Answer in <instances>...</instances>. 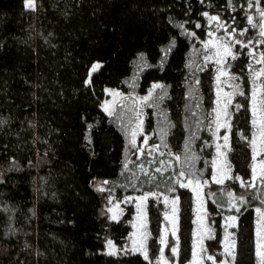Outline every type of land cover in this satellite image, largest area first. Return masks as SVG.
<instances>
[{
  "label": "trees",
  "instance_id": "16d2710c",
  "mask_svg": "<svg viewBox=\"0 0 264 264\" xmlns=\"http://www.w3.org/2000/svg\"><path fill=\"white\" fill-rule=\"evenodd\" d=\"M34 3L30 9L26 0H0V264H162L163 203L148 201L147 259L124 249L133 201L117 221L106 207L109 198L145 193L178 198L177 255L170 258L189 264L196 204L180 184L184 172L204 184L213 230L207 253L224 259V224L234 215L233 263L259 264L264 175L252 182V97L261 73L264 130V0ZM212 16L234 35L224 64L235 89L227 130L231 177L223 183L213 179L217 68L204 49L215 30ZM132 82L153 99L130 153L127 131L104 103L108 90L129 93ZM109 240L118 252H107ZM170 250L171 243L168 256Z\"/></svg>",
  "mask_w": 264,
  "mask_h": 264
},
{
  "label": "rangeland",
  "instance_id": "374dc122",
  "mask_svg": "<svg viewBox=\"0 0 264 264\" xmlns=\"http://www.w3.org/2000/svg\"><path fill=\"white\" fill-rule=\"evenodd\" d=\"M262 12H258L260 17L259 32H264V16ZM215 17V16H212ZM211 17V18H212ZM215 23V30L210 32V36L204 43L206 52L205 60L214 62L217 68L216 75V94L217 103L215 109V119L213 122L214 145L216 150V159L214 163V177L218 180L226 181L231 177V166L228 161L229 151V105L232 102L234 94V85L231 81L230 74L224 69V64L229 57L233 56V45L231 44L234 35L227 31L219 18L213 20ZM251 22L254 23L255 19L251 17ZM264 36V35H261ZM229 50L231 55L226 51ZM256 53V52H255ZM256 62L260 60L258 53L255 54ZM226 73V74H222ZM257 74V73H256ZM254 76V91L252 97V111L253 121L255 124L256 134L253 143L254 148V161H253V179L252 182L259 180L264 175V160L261 157L263 152V135L262 131V106H261V83L260 75ZM132 90L129 93H123L120 90H108V98L104 103V109L114 119H117L128 134V145L130 153L138 147V137L143 132L144 118L147 112V107L153 99L152 92L148 95H141L136 92V83L130 84ZM255 108V115H254ZM162 132L156 135L161 136ZM225 137L227 139L225 140ZM149 137L144 138L143 147L148 146ZM159 146V144L157 145ZM142 149H138L141 153ZM181 185L189 188L195 196V229H194V243L193 255L189 264H234L233 255L234 248L232 244L234 240V231L237 219L234 215H229L224 224V240H223V253L224 259L217 261L211 254L206 251V240L213 236V230L207 220L206 201L204 196V184L198 180L189 178L184 172L182 175ZM222 182V183H223ZM99 189L103 190L104 187L100 186ZM154 198L164 205V225L161 236L162 250L160 261L162 264H176L170 256L176 257L177 255V239H178V198L174 196H162L155 193H145L125 198L123 202H118L109 198L106 207L109 216L112 220H119L125 213L124 203L133 201L135 213L132 219V231L129 237V242L124 248L125 251L138 252L147 255V241H148V201ZM256 219V237L257 248L260 246V251L264 252V208L259 207ZM257 209V210H258ZM115 216V219L113 217ZM111 241V240H109ZM107 243V252L116 253L119 251L118 247L111 241V246ZM171 243V255L166 252ZM168 248V249H167ZM226 248L231 251V255L226 252ZM175 249V252L173 251ZM211 257V259H209ZM260 264V257H258Z\"/></svg>",
  "mask_w": 264,
  "mask_h": 264
},
{
  "label": "snow or ice",
  "instance_id": "6c2138e0",
  "mask_svg": "<svg viewBox=\"0 0 264 264\" xmlns=\"http://www.w3.org/2000/svg\"><path fill=\"white\" fill-rule=\"evenodd\" d=\"M26 7L30 8V9H33L35 8V3H34V0H26ZM205 15H207V13H205ZM261 16H264V12L261 13ZM211 19L215 20L217 19V17H212ZM249 23H251V18H249ZM261 35H264V32H261ZM237 43H240V41H237ZM226 51L228 52L229 55H231V52L229 50L226 49ZM99 67V65H94L92 67V71H96L97 68ZM262 73H264V70H262ZM222 74H226V73H222ZM257 76L261 75V73H257L256 74ZM154 87H162L161 85H155ZM255 108H254V115H255ZM258 123L257 121H254V124ZM261 135H264V130L261 131ZM227 139V137H225V140ZM253 143H255V141H253ZM218 183H222L223 181L222 180H218L217 181ZM259 211V209L257 210ZM113 219H115V216L113 217ZM109 245L111 246V241H109ZM235 245H234V242L232 244V248H234ZM260 246L258 245V248H257V252H256V255L258 257H260V264H264V252H261L260 250ZM173 251L175 252V249H173ZM226 252H228L229 255H231V251H229L227 248H226ZM145 259H147V255H145ZM209 259H211V257H209Z\"/></svg>",
  "mask_w": 264,
  "mask_h": 264
}]
</instances>
